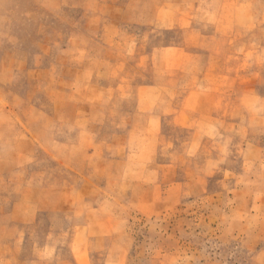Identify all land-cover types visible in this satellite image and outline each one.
Segmentation results:
<instances>
[{"label":"rangeland","instance_id":"obj_1","mask_svg":"<svg viewBox=\"0 0 264 264\" xmlns=\"http://www.w3.org/2000/svg\"><path fill=\"white\" fill-rule=\"evenodd\" d=\"M184 3L191 6L182 8ZM13 53L21 54L24 71L0 83L3 106L38 148L14 174L32 183L26 198L39 197V207L36 223L11 232L5 230L11 217L0 215V264H35L39 257L47 264H72V230L86 221L96 232L117 229L130 264H264V252L256 255L264 221L252 217V204L243 199L261 187H234L245 143L264 145V0H0V69ZM38 109L40 134L17 117H35ZM149 114L156 121L147 129ZM134 125L142 130L128 136ZM86 127L93 137H78ZM78 140L107 153L127 146L136 158L139 151L153 152V170L104 160L88 169L75 160L84 163L78 173L41 147L56 141L62 156L72 159L82 150L74 146L71 153L59 142ZM191 141L200 154L182 156ZM89 171L105 180L81 191L88 195L104 193L106 180L123 174L145 185L153 171L159 199L152 208L137 198L121 209L109 207L106 212L115 216H100L93 205L90 217L75 216V202L66 199L68 181L85 180ZM259 174L264 168L248 169L246 177L256 180ZM188 175L210 180L211 191L163 199L170 181ZM136 191V197L148 193L144 186ZM13 203L0 200V210ZM88 250L91 264H103L106 249Z\"/></svg>","mask_w":264,"mask_h":264},{"label":"crops","instance_id":"obj_2","mask_svg":"<svg viewBox=\"0 0 264 264\" xmlns=\"http://www.w3.org/2000/svg\"><path fill=\"white\" fill-rule=\"evenodd\" d=\"M189 7L191 6L190 3H184L182 4L183 7ZM109 25H113L116 22L110 21L108 22ZM12 60H9V63L5 64L0 69V83L2 84H9L8 81H11L13 78L12 76H15L18 72L24 71V67L20 64L21 61V54L17 55L15 53L12 54ZM3 86V85H0ZM157 85L154 84L150 86L151 88H155ZM3 88V87H0ZM3 97H4V91L0 89V133L7 132L4 139L0 143V200H12L14 203L11 205L10 209L6 210H0V215H7L8 217H11V222L9 225H5V230L8 232L15 231V228H28L37 221L38 217V204H36V200L34 197L26 198V190L27 187H30L32 183L29 182V180H26L25 182H21L20 176H17L15 178L14 172L16 171V168L18 167L20 170L24 168L28 163L30 162L32 156L35 155L36 149L34 141H32V138L28 135V133L25 132L23 128H21L18 123V120L14 114V112L9 111L7 108H4L3 106ZM31 101L26 100V104H29ZM13 104L15 101L12 102ZM40 109L37 110V114L35 117L31 116L28 113H19L17 115L18 119L21 118L22 121L28 126H31L37 134L41 133L40 125L37 121H41V116L39 113ZM150 117L146 118V121H144L145 126L147 129H149V126H152V123H155L153 121L155 120V117L152 114H149ZM79 118L76 116L75 119ZM157 123V122H156ZM59 123H55V127L57 128ZM39 127H37V126ZM137 125V124H136ZM134 127L130 129L128 136L133 135L136 132H139L142 130L140 127ZM145 129V128H144ZM145 129V130H147ZM84 132L89 133V135H92L93 132L88 127L85 129L77 130L78 137L82 136ZM142 133V132H141ZM146 133H142L144 135ZM152 135L153 132L151 133ZM198 132L194 133V140H197ZM41 142V140H39ZM54 142H51L47 148L44 146H41L42 149L45 151L50 149V152H53L54 155L58 158V163L60 164H66L68 168H70L73 171H76L80 173L84 169V163L87 164L88 169H94V166L92 165V162L95 160H104L107 163L111 164H118L120 166H129L130 164H133L136 167L153 170V162L156 158L154 156L152 157V153H148L147 156H143L140 151L138 152L137 158L132 155V152L130 150H127V146H115L113 147L112 152H105V150H102L101 147H97V145L93 142L91 144H84L80 140L71 141V142H59L60 144L66 145L70 147V151L72 152V149L74 146L82 150L83 154L81 156L75 155L72 156V159H68L64 156H62L63 152L62 150H59V145H57ZM254 143H251L250 141L248 143H245L242 154H241V168L242 172L241 180H236L234 182V187H237L236 189L240 188L241 190H246L241 187L242 184L248 183L252 187H255L253 185H257L260 188V190H256L254 193L249 194H243V199L245 201H249L252 204L254 212L251 213L252 217L254 219H257L260 223L264 221V176L260 175L256 180L247 179V170L248 169H263L264 168V145L260 146L257 144L258 142L254 139ZM10 143V144H9ZM208 143V141H207ZM51 144H54V146L51 147ZM192 141L190 144L183 150L182 156H194L200 154L198 150L192 147ZM150 157V158H148ZM75 160L77 161H83L84 163H81V165L75 164ZM212 160V158H211ZM206 161V160H205ZM209 162L204 164V167L206 168ZM172 166V165H170ZM91 167V168H89ZM244 170V171H243ZM95 171H89L87 174V179L83 180H70L68 181V186L70 193L68 197H66L67 201L69 202H75L73 205V211L75 216L84 215L87 217H90L93 213L89 209L90 207L96 206L95 210L100 216H115V213L106 212L109 207L117 209L118 207L121 209L123 202L132 201L136 198L143 202H150V208H152L154 202H157L159 199V191H158V179L153 175L152 172L150 175V180H148L145 185H143V182L139 181L138 183L136 181H127V178L125 174L120 175L117 177V179H107L106 181L109 182V185L105 186L104 193L98 194V195H88L83 192H81L84 188H92L94 189L95 185H102L101 181L105 180L100 179L99 173H94ZM98 175V177H97ZM27 178V177H26ZM17 179V180H16ZM190 176L185 177V180H172L168 183V187L166 189V195L163 197V199L167 201H175L178 200L180 197L182 199L184 197H187L188 199L191 198H197L202 197L206 193L210 192V188L207 186L208 182L210 180H190ZM141 180V179H139ZM77 182V183H76ZM241 182V183H240ZM43 182H38L36 189H40ZM22 187H20V185ZM26 186V187H25ZM129 186L130 191H127L126 187ZM138 186H144L147 188L148 193L146 196H138L136 197V187ZM110 187L116 191L110 192ZM253 190V188L251 189ZM109 192V193H107ZM86 203L88 211L82 212V208H80L83 204ZM94 202H97L94 204ZM93 208V207H92ZM26 211V212H25ZM17 217H23L26 218L23 220H19ZM73 238L71 241V250H72V264H91V261L88 260L87 257H85L84 251L85 249H89L88 251L90 253H98L101 249H106L105 257L103 264H130V261L127 256V249L128 246L126 244H120L116 240L115 231L117 229L113 228L112 226H107L102 229H99L98 232H96L95 228H92V225L87 221L84 225H78L77 227L73 228ZM97 233V236H96ZM118 233H125V229H119ZM95 234V235H94ZM91 239L89 241H86L84 238L87 237L88 239ZM49 248V246H45L44 249ZM264 252V243L259 242L258 245V255L259 257ZM255 255V256H256ZM46 261V260H45ZM56 261V260H55ZM55 261L53 263H55ZM35 264H47L41 258L39 257L38 260L36 258V261L34 260ZM48 263V264H53ZM259 263H261L259 261Z\"/></svg>","mask_w":264,"mask_h":264}]
</instances>
